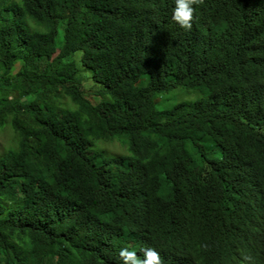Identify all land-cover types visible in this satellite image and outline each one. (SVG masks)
<instances>
[{
  "label": "trees",
  "instance_id": "trees-1",
  "mask_svg": "<svg viewBox=\"0 0 264 264\" xmlns=\"http://www.w3.org/2000/svg\"><path fill=\"white\" fill-rule=\"evenodd\" d=\"M174 6L0 0V264H264V0Z\"/></svg>",
  "mask_w": 264,
  "mask_h": 264
},
{
  "label": "clouds",
  "instance_id": "clouds-1",
  "mask_svg": "<svg viewBox=\"0 0 264 264\" xmlns=\"http://www.w3.org/2000/svg\"><path fill=\"white\" fill-rule=\"evenodd\" d=\"M195 0H174V8L172 9V19L181 28L190 30L194 21ZM142 257H138L136 252L128 248H120L118 255L122 264H161L159 253L153 248L141 250Z\"/></svg>",
  "mask_w": 264,
  "mask_h": 264
},
{
  "label": "rangeland",
  "instance_id": "rangeland-1",
  "mask_svg": "<svg viewBox=\"0 0 264 264\" xmlns=\"http://www.w3.org/2000/svg\"><path fill=\"white\" fill-rule=\"evenodd\" d=\"M0 70H2V67H0ZM14 91H16V90L11 89L9 92L14 93ZM180 94H182L180 99H179V96H176L175 93H169L168 95H166L164 97V103L166 102L165 105H170L172 102H179L181 100L189 101L194 97V94H191V95L185 94V93H180ZM30 99H31V97H30ZM161 105H163V104H161ZM11 135H12L11 130L8 128H6L5 132L0 133V154L1 155L3 154L7 145L9 144ZM101 148L104 149L105 151H107L109 156H113V154H122L123 155V154L128 153V150L125 147H122L121 144H119L118 142H116L113 145H102Z\"/></svg>",
  "mask_w": 264,
  "mask_h": 264
}]
</instances>
